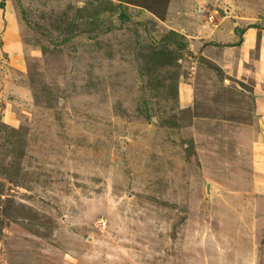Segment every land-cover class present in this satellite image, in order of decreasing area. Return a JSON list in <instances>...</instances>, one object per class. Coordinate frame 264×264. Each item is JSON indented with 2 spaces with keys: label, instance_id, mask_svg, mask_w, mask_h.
<instances>
[{
  "label": "rangeland",
  "instance_id": "374dc122",
  "mask_svg": "<svg viewBox=\"0 0 264 264\" xmlns=\"http://www.w3.org/2000/svg\"><path fill=\"white\" fill-rule=\"evenodd\" d=\"M13 1L0 264H264V0Z\"/></svg>",
  "mask_w": 264,
  "mask_h": 264
},
{
  "label": "crops",
  "instance_id": "0c3cea01",
  "mask_svg": "<svg viewBox=\"0 0 264 264\" xmlns=\"http://www.w3.org/2000/svg\"><path fill=\"white\" fill-rule=\"evenodd\" d=\"M2 1H3L2 6H0V67L2 65L6 66L7 65L6 63L12 61L11 60L12 57H14L16 54H18L20 59L23 52L22 50L23 46L21 43V39L19 38L18 25H20V23L18 21L19 17L15 6V2L13 0H2ZM241 45L243 47L246 45L245 39L243 40ZM2 50H5L6 53L3 54ZM257 54H258L257 55L258 68H256V66L253 67L252 64V69L250 70L254 71L255 74L256 72L257 74H261V72L258 73V70H260V67H262L261 63L263 62L262 57H264V44L263 46L262 45L259 46L257 50ZM4 61L6 63H4ZM262 74L264 75V71ZM259 116L261 117L260 122L263 125L262 130H264V110L260 111ZM253 144L258 146L254 150L256 151L255 154H257V156L261 160L256 165L257 167H260V171L264 173V144L262 143V139L258 140L256 143Z\"/></svg>",
  "mask_w": 264,
  "mask_h": 264
}]
</instances>
